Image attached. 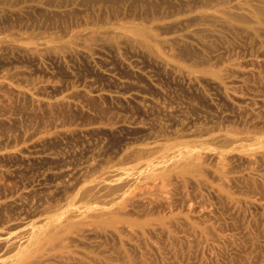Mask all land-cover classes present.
I'll use <instances>...</instances> for the list:
<instances>
[{"label":"rangeland","instance_id":"1","mask_svg":"<svg viewBox=\"0 0 264 264\" xmlns=\"http://www.w3.org/2000/svg\"><path fill=\"white\" fill-rule=\"evenodd\" d=\"M0 264H264V0H0Z\"/></svg>","mask_w":264,"mask_h":264}]
</instances>
